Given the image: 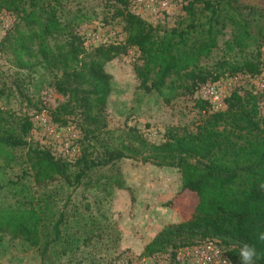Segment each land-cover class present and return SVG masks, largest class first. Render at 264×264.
<instances>
[{"label":"trees","instance_id":"16d2710c","mask_svg":"<svg viewBox=\"0 0 264 264\" xmlns=\"http://www.w3.org/2000/svg\"><path fill=\"white\" fill-rule=\"evenodd\" d=\"M185 1V18L177 26L161 30L134 13L130 0H109V19L123 24L126 38L117 44L86 48L78 30L94 18L80 6L67 8L68 0H0V12L15 16L0 40V52L24 79L15 84L19 95L28 106L36 107L34 96L24 94L21 88L35 77L42 82L49 79L54 91L65 98L51 112L52 119L59 123L77 119L84 145L73 165L57 159L50 150L27 140L32 129L27 113L0 107V158L6 159L8 167L12 152L23 150L26 165L18 180L0 185V191L20 188L17 194H24L25 199L0 206V240L8 234L37 248L41 264H45L50 252L58 260L76 255L94 238L109 237L110 226L99 221L96 226L90 221L91 227L80 231L77 211L69 215L53 208L47 197L30 195L21 180L29 177L38 186L61 180L77 188L95 170L133 159L176 169L181 178L179 191L167 203L180 220L153 237L144 247V257L170 250L174 258L181 248L213 242L234 262L240 247L247 243L254 245L260 256L255 264H264V242L256 238L264 231V189L260 187L264 184L262 95L233 91L224 99L225 107L216 112L197 97L195 105L203 117L194 131L169 134L154 143L129 128L126 139L118 145L103 142L101 151L94 152L93 142L106 133L104 113L113 91V79L105 67L128 50L138 55L139 63L133 69L140 88L161 97H165L163 90H168L169 97H194L202 85L238 74L261 73L263 8L239 0ZM108 21L104 20L106 25ZM227 29L231 37L224 43L222 54L203 65L219 50V38ZM11 94L10 88L0 87V101ZM123 187L122 180L102 184L106 195H111L113 188Z\"/></svg>","mask_w":264,"mask_h":264},{"label":"rangeland","instance_id":"374dc122","mask_svg":"<svg viewBox=\"0 0 264 264\" xmlns=\"http://www.w3.org/2000/svg\"><path fill=\"white\" fill-rule=\"evenodd\" d=\"M68 1L67 8L74 10L78 5L94 18L78 30L86 48L103 43L117 44L125 40L123 24L117 19H109L111 14L106 11L109 0ZM170 2L168 13L157 17L144 18L141 15L140 17L161 30L175 27L185 18L183 8L187 2L185 0H170ZM239 2L264 9V0H239ZM105 19L110 23L106 25ZM14 21V15L0 12V40ZM230 37L231 31L227 29L219 38V50L210 60H204L202 64L214 62L222 54L224 43ZM263 49H261V73L257 76L241 75L237 78L235 87L227 94L228 97L233 91L239 93L247 91L262 95L259 101L261 115H264V87L263 90H259L256 84L261 82L264 85ZM138 63V55L134 50H128L126 55H121L106 64L105 68L113 79V91L104 113L106 133L101 135L100 141L93 142L96 148L94 152L101 151L100 145L103 142L111 146L118 145L121 139H126L125 133L129 128L136 129L151 142L160 143L169 134L194 131L203 117V111L195 105L194 99L199 96L198 93H195L194 97L179 95L169 97L166 95L168 90H163L165 97L156 93H144L133 69ZM22 80L24 81L23 77L17 75L8 57L0 52V87L10 88L12 93L10 98L5 97L0 101V107L18 114L27 113L32 122L27 140L50 150L55 158L73 165L82 155L84 148L79 121L69 118L65 123H59L52 119L51 112L63 103L65 98L54 91L49 79L42 82L35 77L30 85L21 88L24 89V94L29 97L34 96L33 102H36V107L28 106L15 86ZM28 82L29 79H25V83ZM176 92L178 94L180 91ZM165 98H170V101L167 103ZM67 146L68 152H66ZM74 149L78 151L74 152ZM5 160L0 158V185L18 180L23 169L26 168L23 150L12 152L8 167L5 165ZM109 180H122L124 187L113 188L112 194L106 195L102 190V184ZM21 183L28 187L30 195L35 198L47 197L53 208L66 211L69 215L74 210L77 211L78 215L75 219L80 225V231L88 230L91 227L89 222L93 220L95 221L93 226H96V221L102 226L105 224L110 226L109 237L94 238L76 255H67L58 260L54 257V253L50 252L45 264L173 263L174 258L170 250L149 257H144L143 251L159 231L177 224L180 220L176 211L167 206L181 187L180 174L176 169L157 167L133 159H122L113 167L108 166L90 173L77 188L69 187L61 180L38 186L29 177L22 179ZM18 190L20 188L0 191V206L12 205L16 200L23 202L24 194L18 195ZM102 216H105V219ZM0 264H41L40 253L37 248H30L20 240L4 234L0 240ZM229 264H240L239 257L234 262L229 260Z\"/></svg>","mask_w":264,"mask_h":264},{"label":"built area","instance_id":"2783aa9c","mask_svg":"<svg viewBox=\"0 0 264 264\" xmlns=\"http://www.w3.org/2000/svg\"><path fill=\"white\" fill-rule=\"evenodd\" d=\"M131 10L141 17L148 18L162 16L168 13L170 0H130ZM264 51V49H263ZM264 69V67H263ZM239 75V76H238ZM231 78H225L216 83L202 85L198 92L199 98L209 104L212 112L220 111L224 108V99L237 83V78L243 74H238ZM256 87L263 90V83L258 82ZM77 152L78 149H74ZM68 152V146L66 147ZM229 259L225 251L216 243L206 242L199 245L188 246L179 249L172 264H226Z\"/></svg>","mask_w":264,"mask_h":264},{"label":"clouds","instance_id":"9594fccd","mask_svg":"<svg viewBox=\"0 0 264 264\" xmlns=\"http://www.w3.org/2000/svg\"><path fill=\"white\" fill-rule=\"evenodd\" d=\"M260 187L264 189V184H261ZM256 238L257 240L264 242V231L258 232ZM238 256L240 264H255V261L260 259L256 247L247 243L240 247ZM225 262L228 264V261Z\"/></svg>","mask_w":264,"mask_h":264},{"label":"crops","instance_id":"0c3cea01","mask_svg":"<svg viewBox=\"0 0 264 264\" xmlns=\"http://www.w3.org/2000/svg\"><path fill=\"white\" fill-rule=\"evenodd\" d=\"M153 239V238H152Z\"/></svg>","mask_w":264,"mask_h":264}]
</instances>
